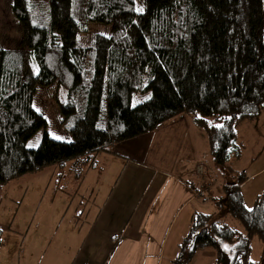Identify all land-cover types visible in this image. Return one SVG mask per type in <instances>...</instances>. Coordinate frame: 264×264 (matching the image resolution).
I'll return each instance as SVG.
<instances>
[{
  "label": "trees",
  "instance_id": "1",
  "mask_svg": "<svg viewBox=\"0 0 264 264\" xmlns=\"http://www.w3.org/2000/svg\"><path fill=\"white\" fill-rule=\"evenodd\" d=\"M135 7V0H11L20 39L18 50L0 48V186L68 161L90 168L117 143L184 114L231 183L212 199L217 213L191 215L171 264H190L207 248L211 264H264V190L245 208L240 185L247 177L231 168L240 156L237 127L264 108L263 0H144L142 12ZM91 23L109 26V34L88 33ZM53 84L68 140L43 131L26 148L46 126L32 108L35 93Z\"/></svg>",
  "mask_w": 264,
  "mask_h": 264
},
{
  "label": "rangeland",
  "instance_id": "2",
  "mask_svg": "<svg viewBox=\"0 0 264 264\" xmlns=\"http://www.w3.org/2000/svg\"><path fill=\"white\" fill-rule=\"evenodd\" d=\"M11 0H0V48L7 51L18 50L20 29L17 21L10 11ZM135 11L141 12L144 0H135ZM264 12V0H263ZM109 26L91 23L88 33L108 35ZM264 40V17H263ZM36 72V69H33ZM55 85L48 88H38L35 93L32 108L39 112L46 121L45 129L38 130L27 142L26 148H35L45 131L49 137L56 140H65L64 131L60 126V114L54 99ZM149 93L134 94L130 105L133 106L148 97ZM201 130V129H200ZM202 131V130H201ZM203 133V132H202ZM201 134V133H200ZM204 139L206 137L202 134ZM207 143V141H206ZM236 143L241 145L240 156L231 162V168L236 172H243L249 176L258 172L255 177L248 180L247 185L241 189L245 208L249 209L255 196L264 190V108L259 115L250 122H244L236 129ZM201 140H195L196 155L208 168L210 182H220V168L215 167L210 157L201 153ZM205 148V146H203ZM200 149V150H199ZM103 153L94 158V164L86 168L81 160L63 165H52L35 173H28L19 178L8 181L0 186V259L1 264H17L24 255L28 258L24 264H34L37 259L35 240L39 239L40 252H44L40 264H67L73 258L77 247V234L73 225L78 228L79 223L88 221L98 210L109 192L117 176L120 165H109L105 162ZM75 168V169H74ZM196 188H199L197 185ZM218 187L204 190L201 196L205 197L195 201L198 212L203 214L217 213L214 208L209 191L216 199L222 197L215 193ZM226 225L241 232L238 223L223 212L218 213ZM67 238L72 242L67 251ZM24 239V250L20 243ZM45 242V243H44ZM49 242V245H46ZM46 245V246H45ZM47 248H45V247ZM259 253V244L255 238L251 240L250 259L256 261ZM40 254V253H39ZM40 257V255H39ZM49 258V259H47ZM69 260L67 261V259ZM212 250L207 248L196 251L190 264H211ZM166 264V261H163Z\"/></svg>",
  "mask_w": 264,
  "mask_h": 264
},
{
  "label": "crops",
  "instance_id": "3",
  "mask_svg": "<svg viewBox=\"0 0 264 264\" xmlns=\"http://www.w3.org/2000/svg\"><path fill=\"white\" fill-rule=\"evenodd\" d=\"M202 134L192 118L183 114L104 153L108 165L118 163L120 167L92 218L80 222L78 228L73 225L79 241L67 264H163L164 260L171 264L191 215L199 213L201 204L195 201L204 199L201 193L215 186L218 188L214 194L221 192V196L222 187L231 183L222 172L220 182H210L208 168L194 148L199 137L205 146L200 147L201 153L208 155ZM257 173L246 176L241 189ZM208 193L216 199L213 192ZM71 242L67 238V251ZM35 243L40 254L34 264H40L45 254L40 252L39 239ZM25 244L22 239L20 249L24 250ZM23 256L17 264L28 259Z\"/></svg>",
  "mask_w": 264,
  "mask_h": 264
},
{
  "label": "snow or ice",
  "instance_id": "4",
  "mask_svg": "<svg viewBox=\"0 0 264 264\" xmlns=\"http://www.w3.org/2000/svg\"><path fill=\"white\" fill-rule=\"evenodd\" d=\"M140 11L142 12V11H143V9H140Z\"/></svg>",
  "mask_w": 264,
  "mask_h": 264
}]
</instances>
